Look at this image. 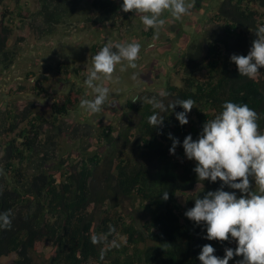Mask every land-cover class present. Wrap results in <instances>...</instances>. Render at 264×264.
<instances>
[{"label":"trees","instance_id":"obj_1","mask_svg":"<svg viewBox=\"0 0 264 264\" xmlns=\"http://www.w3.org/2000/svg\"><path fill=\"white\" fill-rule=\"evenodd\" d=\"M40 1L38 14L45 22L57 23L65 13L72 17L85 0ZM121 3L90 0L92 15L85 22L108 30L129 23L133 12L122 11ZM23 13L20 7L18 17L26 19ZM1 17L0 63L7 68L12 63L7 41L13 34L5 24L13 20L7 6ZM217 17L221 33L209 36L204 59L196 63L203 47L193 46L195 51L186 54L181 85L167 83L165 105L176 99L195 101L183 126L175 118L183 109L176 106L161 113L163 123L152 127L148 118L159 110L142 97L127 107L139 118L133 133L127 130L115 136L112 127H105L95 146L89 143L93 149L89 153L58 156L51 139L87 97L82 88L72 85L67 94L51 101L47 112L34 102L20 112H5L0 125V212H9L12 223L0 229V263L7 258L5 264H36L31 253L48 249L44 264H201L197 257L205 244H211L221 258L225 248L236 247L234 240L204 239L203 223L197 225L184 215L195 198L216 190L221 182H201L193 170L196 162L184 156L181 146L169 153V134L181 143L189 134L195 140L225 101L247 103L259 114V129L264 132V68L249 79L230 62L234 54L247 55L256 39L254 30L264 25V0H226ZM143 35L150 38L153 30H143ZM104 45L91 46L92 61ZM71 69L70 63H61L55 74L67 76ZM33 90L45 96L44 89ZM109 147L112 153L106 160L102 153ZM100 179L104 182H97ZM224 190L239 195V190ZM163 191L168 192L166 201L161 199ZM178 197L188 200L185 209ZM123 199L137 204V216L123 212ZM240 260L242 256H234L229 264Z\"/></svg>","mask_w":264,"mask_h":264},{"label":"rangeland","instance_id":"obj_2","mask_svg":"<svg viewBox=\"0 0 264 264\" xmlns=\"http://www.w3.org/2000/svg\"><path fill=\"white\" fill-rule=\"evenodd\" d=\"M89 3L90 0L82 2L72 17H66L65 13L66 16L61 15L57 23L54 21L48 23L38 14L41 10L40 0H0V19L4 6L12 13L13 19L12 21L2 19L13 29V34L7 41L6 49L12 63H9L7 68L5 64L0 63V125L3 124L8 109H17L20 112L30 102L36 103L40 111L47 112L51 101L62 93L67 94L72 85L74 88H82L86 98L92 99L94 93L87 88L84 80L93 67V61L90 59V48L93 44L141 45L136 69L128 68L127 62L123 61L116 65L111 81L105 80L102 74L100 80L96 81L110 90V98L101 112L91 113L78 107L62 122L61 132L55 133V137L51 139L53 143H50L51 149H56L58 156L73 157L79 153H89L93 150L91 145L95 144L98 134L105 127H112L115 136L127 130L133 133L139 120L136 111L127 108L133 99L156 97L162 99L163 103L169 102V99L161 97L160 93L166 90L167 83L181 85L186 54L195 51L193 46L197 44L196 42H202L203 39L198 41V36L207 38L205 33L211 23L203 10L200 13L189 11L179 20L169 13L173 21L164 19V24L158 30L159 37L157 39L150 37L144 41L141 39L146 38L142 29H149L142 24L139 14L133 12L129 23L116 24L108 30L101 25L93 26L85 22V19L92 15ZM66 4L67 7L70 6L69 3ZM20 7L26 19L18 17ZM201 13L203 19L197 26V21L191 20ZM165 14L163 13L162 17ZM177 21L182 24L178 29L181 34L173 37L167 28L172 24L176 25ZM166 38L171 40V45L164 41ZM204 57L205 52H201L196 63ZM1 58L0 56V60ZM71 61L75 62L74 65ZM61 63H70L72 69L67 76L55 74ZM76 70L78 73H75ZM133 74L136 75L135 79L132 78ZM36 86L38 89H44L45 96L33 90ZM2 129L0 126V132ZM111 149L112 147L103 150L102 155L106 160L110 159ZM63 160L69 161L66 157ZM249 179L250 190L258 192L259 186L255 184L254 178ZM97 182L104 181L100 179ZM177 200L181 208L185 209L188 200L181 197ZM120 205L125 214L137 216L135 210L138 207L132 200L123 199ZM121 242L125 243L124 240ZM48 252L46 249L40 253H31L30 256L36 264H44L49 258ZM6 261L7 258H3L0 264H5Z\"/></svg>","mask_w":264,"mask_h":264},{"label":"clouds","instance_id":"obj_3","mask_svg":"<svg viewBox=\"0 0 264 264\" xmlns=\"http://www.w3.org/2000/svg\"><path fill=\"white\" fill-rule=\"evenodd\" d=\"M192 7L186 0H122L121 3L122 11L139 14L145 28L154 30V39L159 37L158 30L164 24L163 13L168 12L179 20ZM254 33L256 39L247 55L230 56L239 75L249 79L257 77L258 69L264 68V25ZM140 52L139 43L105 44L93 57V67L84 80L94 97L81 99L80 107L91 113L101 112L110 98V90L96 81L101 74L111 81L116 65L123 61L128 68L136 69ZM160 96L167 97L168 93L162 91ZM145 99L153 109L159 110L148 118L152 127L163 123L161 113L172 111L176 106L183 109L176 113V120L181 126L187 124L188 113L195 105L191 98L176 99L167 105L156 97ZM136 100L139 98L132 101ZM221 108L213 119L203 124L195 140L191 134L182 143L171 134L168 136L172 140L169 153L175 154L176 147L181 146L184 156L196 162L193 170L201 182H221L216 190L195 198L194 206L184 215L197 225L203 223L204 239L236 243L234 249H224L222 258L215 255L216 249L211 244L203 245L197 257L201 264H229L234 256H242L238 264H264V132L259 129V114L247 103L225 101ZM250 177L259 186L258 192L250 190ZM225 187L239 190V195L236 191H225ZM168 198L167 191L161 192V199ZM11 223L10 213L0 212V229Z\"/></svg>","mask_w":264,"mask_h":264},{"label":"flooded vegetation","instance_id":"obj_4","mask_svg":"<svg viewBox=\"0 0 264 264\" xmlns=\"http://www.w3.org/2000/svg\"><path fill=\"white\" fill-rule=\"evenodd\" d=\"M225 1L226 0H186L187 3L193 4V7L190 9V11L199 12V13L202 10L205 11L208 18H209V22H211V23H209V26H208L209 28H207L205 26V28H207V30H206L207 33H205V34H207V38H203L200 36L197 37L198 41H201L203 39L202 42H196L197 44L195 45L197 47H198V45H201L203 47L202 49H200V52H205L204 48L206 46L207 39L209 38L210 35L214 34L215 32L217 35L221 33V31L219 30V26H221V23L217 22V18H218L217 16H218L220 9L222 8V5L225 3ZM194 10H196V11H194ZM165 13H164L165 16H163L162 19L168 18V20L171 19L173 21V19L169 16V13L168 12H165ZM202 19H203V15L201 13L200 16H195L194 18H192L191 21L192 22L197 21V26H198L199 22ZM176 25L172 24V25L168 26V28H167L168 30H170L171 35L173 37H177L178 34H181V32H178V29L181 27L182 24L179 21H177ZM172 26H174V27H172ZM141 29H139V32H141ZM159 30H160V28H159ZM194 30L196 31L197 28H195ZM142 31H143V29H142ZM194 34H196V32ZM152 37H154V30H153ZM141 39H144V41L146 39V41H147L149 38L146 37V38H141ZM164 41H166L167 43H169V45H171L170 44L171 40L169 38H166ZM199 56H201V53L199 54ZM185 60H186V58H185Z\"/></svg>","mask_w":264,"mask_h":264}]
</instances>
